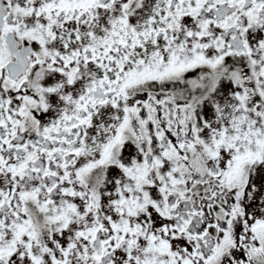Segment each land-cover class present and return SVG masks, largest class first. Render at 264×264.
<instances>
[{"label":"snow or ice","instance_id":"obj_1","mask_svg":"<svg viewBox=\"0 0 264 264\" xmlns=\"http://www.w3.org/2000/svg\"><path fill=\"white\" fill-rule=\"evenodd\" d=\"M0 264H264V0H0Z\"/></svg>","mask_w":264,"mask_h":264}]
</instances>
